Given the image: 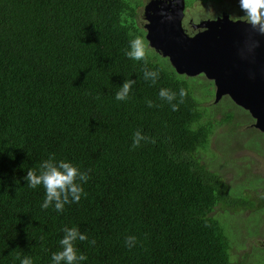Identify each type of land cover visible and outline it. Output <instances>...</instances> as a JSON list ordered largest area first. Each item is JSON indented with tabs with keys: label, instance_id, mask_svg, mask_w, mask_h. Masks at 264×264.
Wrapping results in <instances>:
<instances>
[{
	"label": "trees",
	"instance_id": "1",
	"mask_svg": "<svg viewBox=\"0 0 264 264\" xmlns=\"http://www.w3.org/2000/svg\"><path fill=\"white\" fill-rule=\"evenodd\" d=\"M141 1L0 0V264H54L65 228L87 236L74 241L87 257L78 264H250L230 255L212 212L227 200L192 155L211 132L197 103L207 95L194 96L188 76L146 45L135 20ZM134 37L146 63L125 55ZM145 69L158 72L155 83ZM126 80L134 83L117 100ZM136 132L147 139L133 148ZM50 158L89 176L76 181L79 202L60 212L55 201L42 208L45 189L23 179Z\"/></svg>",
	"mask_w": 264,
	"mask_h": 264
},
{
	"label": "water",
	"instance_id": "2",
	"mask_svg": "<svg viewBox=\"0 0 264 264\" xmlns=\"http://www.w3.org/2000/svg\"><path fill=\"white\" fill-rule=\"evenodd\" d=\"M183 0H145L140 8L146 45L174 73L201 74L213 87L212 102L226 95L252 117L264 141V35L226 13L181 25Z\"/></svg>",
	"mask_w": 264,
	"mask_h": 264
},
{
	"label": "rangeland",
	"instance_id": "3",
	"mask_svg": "<svg viewBox=\"0 0 264 264\" xmlns=\"http://www.w3.org/2000/svg\"><path fill=\"white\" fill-rule=\"evenodd\" d=\"M143 2V0L141 1V3ZM140 8L141 6L137 9V15L135 17L136 23L141 27L143 20L140 17ZM226 10L228 12H230L232 15L234 16H243V14L240 11L239 5H238V0H216V1H204L202 3L199 2H192L191 4H189L188 6L186 5V11L185 14H187L189 17L191 15L195 16H199V15H207L210 12H213L215 10ZM192 18L196 19L197 17H193ZM192 19V20H194ZM182 25V24H181ZM189 79H187V81L190 84L194 85V88L192 89V93L194 96L199 95H203L206 96L207 99L205 100V102H202L200 105L202 106H206L209 105V103L211 102L212 99V89L210 87V84L206 81H204L205 79L201 76V75H195V76H191L188 77ZM205 97V98H206ZM204 97H202V100L205 99ZM200 99L198 98V101ZM234 106V105H233ZM232 106V103L228 100L227 97H222L218 100V102L216 104H210L209 106L204 108V111L209 113L211 112L213 109H229V110H235V112L238 114V117L241 118H245V113L237 108H234ZM215 112V111H214ZM219 115V112H215L213 117L214 119H211V121H216V116ZM241 116V117H240ZM247 118V117H246ZM248 119V118H247ZM247 119L244 121V123L247 122ZM243 123V124H244ZM218 131H221L219 133L216 134V146L219 150V155L214 154L210 148L206 147L205 151H202V155L205 157V160L208 164V166H211L213 168V171L215 172H220L222 170H227V172H222L223 177L224 178H229V176L232 174L231 179L228 181L229 182V190L231 194H235L233 187L236 191V188L238 189V193L237 195H240L239 192V188L240 186L244 183V185L248 186V187H258L259 186V180L256 177H252V176H248L246 172L243 171L244 176L241 175L240 173V167L242 163H238V164H232L231 161L237 163L239 160H241V158H244V156L246 158H244L245 161H247V163L249 164L250 167H252V169H257L259 172H262L264 170V161L263 159H255L253 158L251 155H248L249 153L245 152L248 150H245L246 148H244L243 146H247L249 145L250 147H252L254 150L259 151L261 154H264V143H262V141L259 140V136L253 132H251V130L248 129L247 131H243V132H239V131H233L231 132L229 129L226 128L225 131H223V126H219L218 127ZM246 139H248V143H246ZM242 141V142H240ZM238 144H242V146H238L236 147ZM211 148L215 147L214 145L210 146ZM235 147V151L232 154V156L229 154V151L231 148ZM230 155V156H229ZM247 155V156H246ZM227 158L229 160H227ZM250 161V162H249ZM240 165V166H238ZM230 171L231 174L228 172ZM226 219V218H223ZM234 218H232L230 220V222L228 223L226 228H229V224L232 222H234L233 220ZM241 220L248 226L247 228L243 229L244 233H252V234H257V233H261L264 234V229H263V225H264V212L262 209H258L255 210L253 212H251L247 218H241ZM260 223L259 225H253L256 223ZM253 225V226H252ZM227 237H229L230 241H231V246H230V255L235 256L236 258L239 257L241 254L245 253L248 254L249 250H247L248 248V244L251 242V240L249 241V239L245 238V239H241L239 240V236H240V231H236V232H232L229 231L228 235L227 233H225ZM229 241V242H230ZM261 252V259L264 262V249L260 250ZM243 260L245 262H250V264H253V260L254 258L251 257L250 260L248 259V257L243 258Z\"/></svg>",
	"mask_w": 264,
	"mask_h": 264
},
{
	"label": "clouds",
	"instance_id": "4",
	"mask_svg": "<svg viewBox=\"0 0 264 264\" xmlns=\"http://www.w3.org/2000/svg\"><path fill=\"white\" fill-rule=\"evenodd\" d=\"M238 5L241 13L245 17V22L251 26L253 30L259 34L264 35V0H238ZM129 58L134 60L146 61V45L140 37H134L129 41V50L125 52ZM151 76L152 82L155 83L158 77V72L144 70V77ZM134 81L126 80L122 87L116 92L115 98L117 100H125L130 91V85ZM186 92L183 88L180 89L181 103L185 97ZM161 98H166L169 102L175 99V93L166 89H161L159 92ZM151 106V102H149ZM173 110H177V105H172ZM141 139L139 132H136L133 137L132 147H138ZM50 157H54L50 156ZM27 181V185L31 188L43 186L45 189V199L42 208L47 209L55 201L54 207L56 211H63L64 205L67 203H78L81 195L84 194L83 188L76 181L79 179L81 182H86L89 176L86 172H80L71 162L59 160L56 163L52 159L43 160L39 166V171L32 169L27 170L26 175L23 177ZM71 197V198H69ZM65 235L60 239L61 250L52 254V261L54 264H59L60 261H65V264H78L79 261L86 260L87 257L81 253L77 254L74 247V241L87 240V236L79 232L77 228H65ZM135 237H126L125 243L128 247L133 246ZM91 243H95L93 240ZM21 264H32L30 258L21 261Z\"/></svg>",
	"mask_w": 264,
	"mask_h": 264
},
{
	"label": "flooded vegetation",
	"instance_id": "5",
	"mask_svg": "<svg viewBox=\"0 0 264 264\" xmlns=\"http://www.w3.org/2000/svg\"><path fill=\"white\" fill-rule=\"evenodd\" d=\"M144 1L145 0H143V2ZM143 2H142V4H143ZM185 11H186V5L184 4V6H183V15H182V18H181V24H182L183 29L186 32H188V33H191V32L194 31L193 29H191V26H190L191 23L196 22L199 19L215 17L216 15H218L220 13H226L230 19H236V18L245 19L244 16H234L230 12H228L226 10H223V9H220L218 11L215 10L213 12L208 13L207 15H199V16L191 15L193 17H197L196 19L192 18L191 16L189 17L187 14H185ZM192 19H194V20H192ZM198 75H201V74H198ZM208 81L210 82V87L212 89V94H213V87H212L211 81L210 80H208ZM223 96L228 98V96H226V95H222V96H220V98H222ZM206 99H207V97L204 100H199L197 102L198 105L200 107H207L210 104H216L218 102V100H219L218 99L216 102H212V99H211V102L209 103V105H206V106L200 105L202 102H205ZM228 100L232 103V105L236 106L239 110H241V111H243L245 113V118H243L241 116H240L241 118H239L238 114L235 112V113L232 114L231 120L229 122L215 124L214 123L215 121H211L210 120V118L214 119L213 118V117H215L214 113L215 112H219V115L216 116V119L218 120L229 109H226V108L225 109H221L220 108L218 110L213 109L209 113L205 112V115L203 114L202 119L204 117H206V116L209 118V120H210V122L212 124L211 132H209L207 134L205 145L202 146V147H196L192 151V155H193L194 158H197V162L198 163L204 164V166L210 172H213L216 175V177L218 178L217 181L221 185V189H222V192L224 194L223 198L225 200H227V203H225V202H221V203L220 202H216L215 205H214L215 209L212 212H213V214L215 216L218 217V221L220 222V224H221V226L223 228L224 234L227 233V235H228L229 231H232V232L240 231V236L238 238L239 240L245 239V238L249 239V241L251 240V242L248 244V248H247V250H249V253L248 254L244 253L245 257H248V258L253 257L254 258L253 264H264V262L261 259L262 256H261V252H260V250L264 249V234H261V233L252 234V233H249V232L244 233L243 229L247 228L248 226L241 220V218H247L248 215L251 212L255 211V210L262 209L263 212H264V170L262 172H259L257 169L256 170L252 169V167L249 166L247 161L244 160V158H246L245 156H244V158H241V160H239L237 163L231 161V163L234 164V165L238 164V163H242L241 167H240V173H241L242 176H244V174H243V171H244V172L247 173L248 176L256 177L259 180V186L258 187H248V186L244 185V183H243L240 186V188H239L240 195H237L238 189L236 188V191H235L234 187H233V190H234L235 194H231L230 190H229V185L230 184L228 182L231 179V177H232L231 172L228 171L231 174L229 176V178H224L222 172H224V171L227 172V170H222L220 172L213 171V168L211 166H208V164H207V162L205 160V157L202 155V151H205L206 147L207 148L209 147L210 150L214 154L219 155V150H218V148L216 146V140H215L216 139V134L221 132V131H218V127L219 126H223V131H225L226 128H227L231 132H233V131H239V132L247 131L248 132V129H249V130H251V132L257 134L259 136V140L262 141V143H264V141L262 139L261 132L258 131L256 128H254L252 126L253 119L247 113V111L242 109L241 107L235 105L229 98H228ZM246 119H247V122L244 123V121ZM240 142H242V141H240ZM246 143L249 144L248 143V139H246ZM211 145H214L215 147L211 148L210 147ZM238 146H242V144H238L236 147H238ZM243 147L246 148L245 150H248V151H245V152L249 153L248 155H251L255 159H260L261 158V160L263 159V161H264V154H261L259 151L254 150L249 145L243 146ZM234 151H235V147L230 149L229 154L231 152L230 155L232 156ZM227 160H229V159L227 158ZM238 166H240V165H238ZM224 204H226V205H224ZM223 218H226V219H223ZM232 218H234L233 219L234 222L233 223L231 222L229 224V228H226L228 223L230 222V220ZM259 224L260 223L258 222V223L253 224V225H259ZM262 227L264 229V225ZM228 241H230L229 237H228ZM229 246H231V241L229 242Z\"/></svg>",
	"mask_w": 264,
	"mask_h": 264
}]
</instances>
